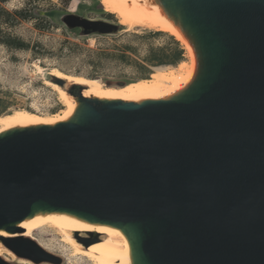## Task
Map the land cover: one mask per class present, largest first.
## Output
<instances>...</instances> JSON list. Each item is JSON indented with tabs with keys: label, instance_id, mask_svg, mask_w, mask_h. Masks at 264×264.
I'll list each match as a JSON object with an SVG mask.
<instances>
[{
	"label": "water",
	"instance_id": "1",
	"mask_svg": "<svg viewBox=\"0 0 264 264\" xmlns=\"http://www.w3.org/2000/svg\"><path fill=\"white\" fill-rule=\"evenodd\" d=\"M145 1L190 45L193 75L139 101L60 83L68 119L0 132V248L17 260L64 263L20 227L60 215L118 230L130 264H264V0ZM73 237L87 249L101 235Z\"/></svg>",
	"mask_w": 264,
	"mask_h": 264
},
{
	"label": "rangeland",
	"instance_id": "2",
	"mask_svg": "<svg viewBox=\"0 0 264 264\" xmlns=\"http://www.w3.org/2000/svg\"><path fill=\"white\" fill-rule=\"evenodd\" d=\"M2 7L0 117L23 109L39 117L60 115L64 107L44 83L47 80L58 85L67 81L53 78L52 69L121 87L148 78L155 69L185 61L184 50L174 37L123 24L107 13L99 0H7ZM68 15L115 25L117 32L85 36L80 28L69 29L64 24ZM25 237L61 256L63 264H91L85 258H71L69 247L51 229ZM14 263L31 264L17 259Z\"/></svg>",
	"mask_w": 264,
	"mask_h": 264
},
{
	"label": "bare ground",
	"instance_id": "3",
	"mask_svg": "<svg viewBox=\"0 0 264 264\" xmlns=\"http://www.w3.org/2000/svg\"><path fill=\"white\" fill-rule=\"evenodd\" d=\"M99 1L107 13L115 15L123 24L146 27L174 37L184 50L185 61L169 68L155 69L148 78L130 82L122 87L105 86L95 80L66 75L57 69L51 70L50 75L53 78L86 87L85 97L125 101L159 99L176 92L189 82L195 68L193 51L183 35L161 14L158 7L149 6L145 0ZM44 84L57 94L64 107L62 113L51 117H39L24 111V109L15 111L11 115L0 117V132L14 127L52 124L66 120L73 114L75 103L65 90L51 81L46 80ZM20 227L25 232L24 236H30L35 232L44 233L47 229L55 231L61 242L69 247L71 258H85L91 264H130L127 240L118 230L109 227H96L60 215L38 216L23 222ZM76 232L100 234V242L85 249L75 241L73 234ZM1 235L6 236V234ZM0 256L6 261L14 263L15 257L1 248Z\"/></svg>",
	"mask_w": 264,
	"mask_h": 264
},
{
	"label": "trees",
	"instance_id": "4",
	"mask_svg": "<svg viewBox=\"0 0 264 264\" xmlns=\"http://www.w3.org/2000/svg\"><path fill=\"white\" fill-rule=\"evenodd\" d=\"M6 1H7V0L0 1V15H1L2 12L5 11V10L3 9V7H2V4L5 3ZM178 55L181 57V55H183V51H180V52L178 53Z\"/></svg>",
	"mask_w": 264,
	"mask_h": 264
}]
</instances>
